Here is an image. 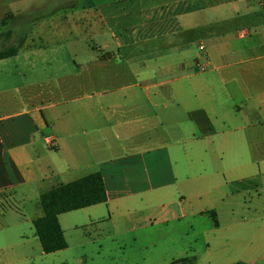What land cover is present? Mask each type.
<instances>
[{"label":"crops","instance_id":"1","mask_svg":"<svg viewBox=\"0 0 264 264\" xmlns=\"http://www.w3.org/2000/svg\"><path fill=\"white\" fill-rule=\"evenodd\" d=\"M33 4L0 0V22L42 10L11 57L33 73L55 71L0 90V201L23 187L39 202L101 171L108 200L61 213L65 236L102 221L120 247L183 242L192 264H264V0ZM189 151L217 153L235 175H178L173 156ZM31 230L6 226L4 246L38 238ZM32 259L0 253V264Z\"/></svg>","mask_w":264,"mask_h":264},{"label":"rangeland","instance_id":"2","mask_svg":"<svg viewBox=\"0 0 264 264\" xmlns=\"http://www.w3.org/2000/svg\"><path fill=\"white\" fill-rule=\"evenodd\" d=\"M42 1L47 0H31L34 3L33 5H37ZM31 11L30 18H24L22 14L13 16L12 12L6 13L4 20L2 18L0 22V49L11 44H17L23 34L33 32L34 26L33 28L31 27L34 18L40 15L42 10L36 8L31 9ZM8 29L12 30L10 36L6 35ZM22 62L23 58L21 55L20 58L11 57L0 62V90L9 87L15 88L40 78H48L49 75L55 73L52 70L54 66H49V69L45 71L41 69V71L33 73L25 69ZM183 154L180 157L173 156L178 175L184 174L191 178L199 175L206 176L207 178L235 175L234 172L232 174L226 173L229 170L226 168V165L219 164L216 159L214 160V156H217L215 152H207V155L202 158L201 154L197 151H189L187 156ZM239 186H244V184H239ZM27 190H23V187H18L16 189V197H10L7 201H0V253L7 255L9 251L22 249L33 256L32 260L17 262V264H141L142 259H154V263H146L158 264L163 260L170 262L174 259L182 258L188 253V248L183 242L172 243L166 246L159 245L152 249H145L143 247L138 249V247L132 244L120 247L111 240L105 226L107 223L102 221L98 222L100 223L99 226L84 223L77 228L71 227L69 230L67 229L66 238L69 247L49 254L43 252L39 238H33V236H31L26 244H20L19 247H6L4 246L6 241L13 242V239H7L9 238L7 234L9 236L10 231H5L6 226L22 225L23 229L28 233L34 227L32 221H28L27 219L35 217L38 214L37 207L39 206V202L36 195L32 192L28 193L31 195L30 197L23 196L25 194L24 191ZM217 191L224 192L228 191V189L220 188ZM214 193L217 192L214 191ZM6 195V192L0 193L2 198H5ZM76 215L79 216L80 214ZM21 217H24V219ZM78 220L84 222L82 221L84 217L79 216ZM127 239L132 240L131 236ZM83 240L88 241V243L82 246L77 245ZM2 247L3 249H1ZM198 251H203L201 245L198 246ZM40 252L43 253V256H39Z\"/></svg>","mask_w":264,"mask_h":264},{"label":"trees","instance_id":"3","mask_svg":"<svg viewBox=\"0 0 264 264\" xmlns=\"http://www.w3.org/2000/svg\"><path fill=\"white\" fill-rule=\"evenodd\" d=\"M11 29L6 31L10 36ZM23 45V39L0 49V59L15 56ZM103 58L110 53H102ZM108 200L106 184L101 171L91 172L66 183H60L40 195L43 214L35 217L32 223L45 253H52L68 247L64 229L59 215L64 212L78 210ZM194 257H182L170 264H192Z\"/></svg>","mask_w":264,"mask_h":264},{"label":"built area","instance_id":"4","mask_svg":"<svg viewBox=\"0 0 264 264\" xmlns=\"http://www.w3.org/2000/svg\"><path fill=\"white\" fill-rule=\"evenodd\" d=\"M199 48L204 50L205 47H204V45H199ZM47 141H48V143L53 144V141H52L51 137H49V136H48Z\"/></svg>","mask_w":264,"mask_h":264},{"label":"bare ground","instance_id":"5","mask_svg":"<svg viewBox=\"0 0 264 264\" xmlns=\"http://www.w3.org/2000/svg\"><path fill=\"white\" fill-rule=\"evenodd\" d=\"M33 220V219H32Z\"/></svg>","mask_w":264,"mask_h":264}]
</instances>
